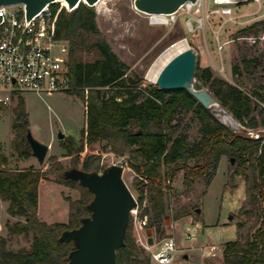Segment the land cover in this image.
<instances>
[{
	"label": "trees",
	"instance_id": "16d2710c",
	"mask_svg": "<svg viewBox=\"0 0 264 264\" xmlns=\"http://www.w3.org/2000/svg\"><path fill=\"white\" fill-rule=\"evenodd\" d=\"M64 3V2H62ZM59 4L53 5L54 11ZM57 37L69 47V93L85 106V122L80 144L69 138L62 144L71 155V167L63 165L57 155L47 158L49 169L41 167H13L0 144V198L9 203L8 213L20 215L25 222L6 223L12 233L32 232L30 250L8 248V238L0 236V264H66L75 248L74 240H60L62 233L82 224L90 217L88 204L94 194L79 181L66 177V171L78 168L85 149L106 141L112 151L124 155L129 152L127 164L136 173V198L148 216V228L165 237V194L179 170H183V185L190 188L203 177L209 186L217 172L222 156L234 158L235 173L248 182L252 200L264 201V132L258 137L249 130L264 128V49L246 41L264 33V18L239 29L235 40L237 56L232 64V80L215 73L212 66L196 65V79L217 99L240 124L236 131L222 123L210 109L203 106L188 90L162 89L147 82L131 66L121 60L110 48L97 23L94 6L82 2L72 11L62 7L56 21ZM91 55L92 59H86ZM114 89L106 94L104 90ZM0 108L14 114L12 147L19 156H28L32 149L27 141L30 123L25 100L19 98L14 107L0 101ZM191 112L198 121L199 138L191 140L182 125L184 115ZM100 158L92 170V162L85 161L81 169L104 171ZM54 174L59 183L78 188L80 200L71 203L67 222L49 224L38 216L37 186L41 179ZM169 181V183H168ZM251 214L252 211L242 209ZM264 213V210H263ZM186 213L176 214L175 219ZM239 229L242 223H238ZM225 264H264V214L258 228L247 235L226 242L223 250ZM117 264H151L147 250L134 235L130 220L125 244L117 250Z\"/></svg>",
	"mask_w": 264,
	"mask_h": 264
},
{
	"label": "rangeland",
	"instance_id": "374dc122",
	"mask_svg": "<svg viewBox=\"0 0 264 264\" xmlns=\"http://www.w3.org/2000/svg\"><path fill=\"white\" fill-rule=\"evenodd\" d=\"M94 7L97 11L98 26L112 51L147 82L154 84L155 81L151 77L159 74L160 69L173 56L188 47L196 53L197 66L210 65L216 74L232 79L237 42L245 41L242 38L235 40L237 31L264 18L263 2L254 0L229 4L232 9L230 14L218 12L217 9L221 6L214 4L213 0H198L193 4H184L176 13L164 15L165 22L157 21L155 14L136 9L134 0H101ZM9 9L16 10L17 7ZM212 10L216 12L212 13ZM246 41L249 45L254 43L249 38ZM177 43L180 45L173 47ZM255 45L258 49H264V39H259ZM161 56L163 57L160 58ZM86 59H92V56L89 55ZM156 61L158 63L154 66ZM114 91L108 88L104 90L106 94H112ZM0 96L9 98L12 94L1 92ZM17 96L3 102L14 107L17 100L23 98L32 134L50 148L43 163H40L32 152L28 156H19L12 147L14 114L10 109L0 108V144L10 159V165L49 169L47 158L57 155L63 165L70 168L73 157L66 154L62 143L69 138L76 147L79 146L85 122L84 103L68 91H24ZM216 117L221 121L220 117ZM183 120L182 125L187 126L189 138L198 139L199 124L192 113L184 115ZM238 126L241 127L240 124ZM60 132L64 133L63 138L59 137ZM129 155L130 153L126 152L119 156L106 141H100L88 146L81 153L77 166L81 168L85 161H89L92 162V170L98 157L100 167H109L121 162L124 166L123 178L136 195V173L126 162ZM236 168L235 160L232 162L228 156H222L209 186L205 185V180L201 177L187 189L183 185L184 171L179 170L175 174L171 182L172 188L167 189L165 194L166 215L163 227L165 236L173 235L177 238L180 252L172 262L166 264H225L223 250L226 242L235 240L240 235H247L259 227L264 214V201L250 200L248 182L242 174L235 173ZM49 176V179H41L37 186L38 216L49 224L67 222L71 203L80 200L82 192L78 188L57 182L54 174ZM8 205L7 201L0 198V236L8 238L7 246L10 249L30 250L33 233H12L6 226L8 220L11 223L25 222L23 216L10 215ZM242 209L251 210L252 213H246ZM182 213L186 215L179 219L174 218L176 214ZM238 223H242V228L239 229ZM152 233L155 241L163 238L154 229ZM189 233L195 237L188 239L186 236ZM199 243L216 245V253L202 256L197 248ZM147 253L151 258L149 250ZM185 255H188V258H184ZM151 264L160 263L151 258Z\"/></svg>",
	"mask_w": 264,
	"mask_h": 264
},
{
	"label": "water",
	"instance_id": "95a60500",
	"mask_svg": "<svg viewBox=\"0 0 264 264\" xmlns=\"http://www.w3.org/2000/svg\"><path fill=\"white\" fill-rule=\"evenodd\" d=\"M60 0H0L1 5L24 3L27 9V18H32L47 4ZM67 10L72 11L80 3L95 6L100 0H63ZM198 0H134L136 9L148 14L169 15L176 13L187 2L196 3ZM196 53L188 47L173 56L161 69L155 84L162 89L188 90L203 106L212 108L217 99L195 78ZM224 109V108H223ZM226 111V110H225ZM234 119V118H233ZM222 121V120H221ZM229 127L236 131L239 126ZM27 141L32 149V155L40 163L46 159L50 146L38 140L27 130ZM63 138L64 133L60 132ZM234 161V158L231 159ZM124 166L114 163L104 171H85L81 168H72L66 171V177L77 180L93 194L88 209L92 211L90 217L82 218V224L74 229L62 233L60 240H74L75 248L69 254L66 264H117V250L125 244L127 229L131 220V210L137 201L134 193L123 178ZM199 211V209H197ZM148 243H154L152 229H147ZM187 257V255H185Z\"/></svg>",
	"mask_w": 264,
	"mask_h": 264
},
{
	"label": "built area",
	"instance_id": "2783aa9c",
	"mask_svg": "<svg viewBox=\"0 0 264 264\" xmlns=\"http://www.w3.org/2000/svg\"><path fill=\"white\" fill-rule=\"evenodd\" d=\"M240 1L244 0H213V3L221 6L218 12L230 14L232 9L229 4ZM254 1L263 2L264 6V0ZM55 4H59L56 11L53 9ZM14 6L16 10L9 9ZM62 7L67 8V4L61 1L49 3L28 19L24 3L0 6V93L12 94L9 98L0 96V101L12 100L24 91L41 93L66 91L69 88V47L67 41L58 38L56 33V21ZM248 38L253 42L258 39ZM259 39H264V34ZM261 131L264 132V128L247 133L258 137ZM136 201V206L131 210V221L137 242L149 250L153 261L160 264L172 262L180 252L177 238L168 235L149 244L146 232L148 216L141 215L137 198ZM186 237L193 239L195 235L189 233ZM216 248L214 244L202 247V256L215 254Z\"/></svg>",
	"mask_w": 264,
	"mask_h": 264
},
{
	"label": "bare ground",
	"instance_id": "6f19581e",
	"mask_svg": "<svg viewBox=\"0 0 264 264\" xmlns=\"http://www.w3.org/2000/svg\"><path fill=\"white\" fill-rule=\"evenodd\" d=\"M61 2H64V3H66L65 1H63V0H60ZM101 1V0H100ZM99 1V2H100ZM98 2V3H99ZM97 3V4H98ZM192 2H187V4H191ZM193 4V3H192ZM159 15H161L160 17H158ZM154 18L157 20V21H161V22H165L166 20H165V18H164V15L163 14H155L154 15ZM185 41V40H184ZM180 45V43H177V44H175V45H173V47H177V46H179ZM172 47V48H173ZM185 48H186V46H184ZM181 48V47H180ZM179 48V49H180ZM179 51V50H178ZM182 51V50H181ZM172 52V51H171ZM163 56H161L160 58H162ZM164 59V58H163ZM157 61L154 63V66H156L157 65ZM159 70V69H158ZM157 70V71H158ZM161 70V69H160ZM159 70V71H160ZM153 72V71H152ZM153 73H155V72H153ZM148 76H150V75H148ZM157 77H158V73L157 74H155L154 76H152L151 78L154 80V81H156V79H157ZM150 78V79H151ZM212 108L214 109V111L216 112V114H217V116L218 117H220V119L224 122V123H227V124H234V119H233V117H232V115L231 114H229L227 111H225L221 106H220V104H217V103H213L212 104Z\"/></svg>",
	"mask_w": 264,
	"mask_h": 264
},
{
	"label": "crops",
	"instance_id": "0c3cea01",
	"mask_svg": "<svg viewBox=\"0 0 264 264\" xmlns=\"http://www.w3.org/2000/svg\"><path fill=\"white\" fill-rule=\"evenodd\" d=\"M227 79H228V78H227ZM229 80H232V79H229ZM154 239H155V238H154ZM206 244H207V243H199L198 247L196 246V247L201 251V254H202V250H201L202 247H201V246L204 245V247H205V246H207ZM211 244H212V243H211ZM211 244H208V245H211ZM200 247H201V248H200ZM184 258H188V255H187V257L184 256Z\"/></svg>",
	"mask_w": 264,
	"mask_h": 264
}]
</instances>
